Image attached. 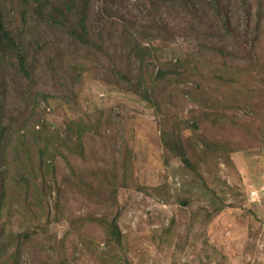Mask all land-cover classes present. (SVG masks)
I'll use <instances>...</instances> for the list:
<instances>
[{"label": "rangeland", "instance_id": "1", "mask_svg": "<svg viewBox=\"0 0 264 264\" xmlns=\"http://www.w3.org/2000/svg\"><path fill=\"white\" fill-rule=\"evenodd\" d=\"M134 1L144 10L149 8L147 0H128L121 9L129 12ZM13 19L15 25L19 23L15 11ZM162 19L171 38L156 43L154 53L159 60L155 63L168 66L171 58L189 60L188 70L195 73L202 88L200 101L207 103L192 107L181 102L180 92L175 97L172 90L168 112L197 123L196 128L182 126V139L201 145L203 138L233 148L208 152L213 156L209 168H213V179L218 183L206 178L207 173L204 181L178 158L168 157L152 106L113 84L106 71L86 61V68L79 71L78 82L71 92L66 91V97L41 100L7 138L6 231L36 230L33 242L41 246L63 239L60 249L58 244L56 247L64 264H108L100 228L93 223L81 222L72 228L49 221L55 213L56 189L32 179L34 174L37 179L44 174L50 181L45 168L49 169L54 155L56 162L50 169H57L59 181L70 166H88V160L71 153L64 143V129L70 120L83 124L92 121L99 133L105 127L122 128L129 150L128 180L118 188L117 198L118 224L130 264H264V96L251 89L255 83L245 71H224L212 61L189 57L196 48L194 38H185L178 29L182 21L172 13ZM34 85L45 93H57L43 68L36 69ZM237 105L242 109L237 110ZM99 117L101 123L96 122ZM108 118L113 120L106 123ZM37 129L41 134L34 136L32 132ZM84 139L92 148L99 146L97 135L93 139L86 133ZM68 194L63 197L64 206L73 217L90 209L79 197ZM32 255L34 260L41 252Z\"/></svg>", "mask_w": 264, "mask_h": 264}, {"label": "trees", "instance_id": "2", "mask_svg": "<svg viewBox=\"0 0 264 264\" xmlns=\"http://www.w3.org/2000/svg\"><path fill=\"white\" fill-rule=\"evenodd\" d=\"M126 1L0 0V264L65 263L57 251L63 239L41 246L33 242L36 230L6 231V146L10 132L41 100L63 99L66 91L71 92L79 71L86 68V61L106 71L113 84L137 94L152 106L160 126L161 145L168 157L178 158L204 181L206 173L210 180L216 177L213 168H209L213 156L208 152H229L233 148L203 138L201 145L182 139V126L196 128L197 123L168 112L172 92L175 97L180 92L181 102L192 107H205L207 103L200 101L202 88L195 73L188 70L189 60L171 58L168 66L155 63L159 60L154 53L156 43L171 38L163 15L175 14L182 21L177 27L184 37L194 38L196 49L189 57L200 62L212 61L224 71H245L253 77L255 87L251 89L264 96V0H147L146 10L134 1L129 12H124L121 6ZM14 11L19 19L16 25ZM38 67L47 71L56 94L35 88ZM170 85L172 89L167 90ZM236 109L242 107L237 105ZM111 120L108 118L106 123ZM97 121L101 123V117ZM93 126L92 121L83 124L70 120L64 129V143L70 146L71 153L88 160V166H70L59 181L57 169H50L56 162L54 155L48 162L49 169L45 168L51 175L50 181L44 174L40 179L34 174L32 179L39 180L38 185L56 189L55 213L49 221L63 222L72 228L81 222L95 224L102 232L100 242L108 250L104 252L108 264H130L124 251V233L118 224L117 198L118 188L128 180L129 150L122 128L105 127L99 133ZM86 133L93 139L97 135L99 146L90 147L84 139ZM32 134L39 136L41 130ZM214 160L216 166L218 161ZM65 193L79 197L90 209L73 217L65 209ZM34 215L38 217V213ZM34 252H41V257L33 260Z\"/></svg>", "mask_w": 264, "mask_h": 264}]
</instances>
